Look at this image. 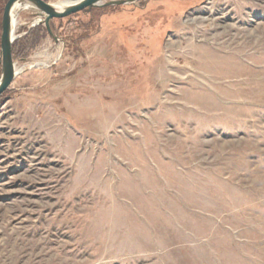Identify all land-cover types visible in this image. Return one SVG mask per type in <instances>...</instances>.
<instances>
[{
  "label": "rangeland",
  "instance_id": "obj_1",
  "mask_svg": "<svg viewBox=\"0 0 264 264\" xmlns=\"http://www.w3.org/2000/svg\"><path fill=\"white\" fill-rule=\"evenodd\" d=\"M35 21L0 95V264H264V0Z\"/></svg>",
  "mask_w": 264,
  "mask_h": 264
},
{
  "label": "water",
  "instance_id": "obj_2",
  "mask_svg": "<svg viewBox=\"0 0 264 264\" xmlns=\"http://www.w3.org/2000/svg\"><path fill=\"white\" fill-rule=\"evenodd\" d=\"M68 3L64 7L49 4L41 0H8L4 6L1 19V35H0V95L9 87L18 72L11 56L12 44L20 38L15 36V18L22 10H32L35 13V25H43L51 37L50 22L53 19L64 18L74 15L86 9L95 7L122 6L132 4L137 0H120L102 3L103 0H67ZM16 9V10H15Z\"/></svg>",
  "mask_w": 264,
  "mask_h": 264
},
{
  "label": "trees",
  "instance_id": "obj_3",
  "mask_svg": "<svg viewBox=\"0 0 264 264\" xmlns=\"http://www.w3.org/2000/svg\"><path fill=\"white\" fill-rule=\"evenodd\" d=\"M29 37V35H27L26 37H24L23 39H17L13 44H12V47H11V56H12V60L15 56V50L19 47V45L22 43H24L25 45V42L27 41V38Z\"/></svg>",
  "mask_w": 264,
  "mask_h": 264
},
{
  "label": "bare ground",
  "instance_id": "obj_4",
  "mask_svg": "<svg viewBox=\"0 0 264 264\" xmlns=\"http://www.w3.org/2000/svg\"><path fill=\"white\" fill-rule=\"evenodd\" d=\"M104 1V0H103ZM67 3H68V1L67 2H65V3H63V4H61V5H57V6H59V7H64V6H66L67 5ZM16 10V9H15Z\"/></svg>",
  "mask_w": 264,
  "mask_h": 264
}]
</instances>
